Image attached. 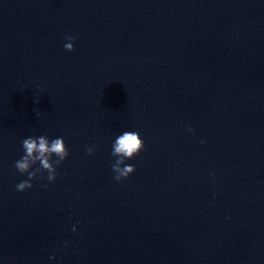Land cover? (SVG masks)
<instances>
[{"label":"water","instance_id":"95a60500","mask_svg":"<svg viewBox=\"0 0 264 264\" xmlns=\"http://www.w3.org/2000/svg\"><path fill=\"white\" fill-rule=\"evenodd\" d=\"M127 127L145 146L116 180ZM41 132L69 156L18 191ZM0 258L264 264V0H0Z\"/></svg>","mask_w":264,"mask_h":264},{"label":"clouds","instance_id":"9594fccd","mask_svg":"<svg viewBox=\"0 0 264 264\" xmlns=\"http://www.w3.org/2000/svg\"><path fill=\"white\" fill-rule=\"evenodd\" d=\"M75 36L67 34L63 47L72 50L75 47ZM40 115L39 111L37 112ZM189 131H194L191 125ZM203 142V139L201 140ZM145 146L141 131L135 127H127L119 130L110 140V155L113 157L110 167L114 179L121 180L129 176L136 169V164L131 162L133 157L139 154ZM95 143L86 145L85 151L89 154L95 150ZM21 154L14 160V166L19 173L25 174L24 178L15 183L18 191L29 189L33 180L37 177L45 178L42 187L48 188L47 181H53L59 175L58 168L69 156V148L64 135H49L47 132L29 134L22 139ZM73 230L76 225H72ZM67 244V241L64 242ZM54 254L49 256L53 259ZM0 264L3 259L0 258Z\"/></svg>","mask_w":264,"mask_h":264}]
</instances>
